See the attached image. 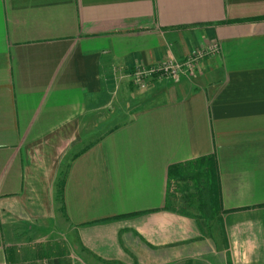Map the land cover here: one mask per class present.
Returning a JSON list of instances; mask_svg holds the SVG:
<instances>
[{
    "label": "crops",
    "instance_id": "1",
    "mask_svg": "<svg viewBox=\"0 0 264 264\" xmlns=\"http://www.w3.org/2000/svg\"><path fill=\"white\" fill-rule=\"evenodd\" d=\"M209 155L203 215L178 183ZM57 214L87 262L264 264V0H0V264L44 259Z\"/></svg>",
    "mask_w": 264,
    "mask_h": 264
},
{
    "label": "trees",
    "instance_id": "2",
    "mask_svg": "<svg viewBox=\"0 0 264 264\" xmlns=\"http://www.w3.org/2000/svg\"><path fill=\"white\" fill-rule=\"evenodd\" d=\"M181 178L191 181L197 187V199L199 200L200 211L203 215H207L210 207V197L215 196L218 198L220 195L215 157L213 155L203 156L183 164L181 166ZM63 182L64 179L60 178L59 188L57 189L59 201H62ZM41 260L32 264H47ZM49 264H61V261L53 258L51 261L49 260Z\"/></svg>",
    "mask_w": 264,
    "mask_h": 264
},
{
    "label": "built area",
    "instance_id": "3",
    "mask_svg": "<svg viewBox=\"0 0 264 264\" xmlns=\"http://www.w3.org/2000/svg\"><path fill=\"white\" fill-rule=\"evenodd\" d=\"M218 51V46L213 44L190 52L182 60L167 59L150 66H137L131 72L130 80L137 89H145L153 77L176 79L199 70L201 60Z\"/></svg>",
    "mask_w": 264,
    "mask_h": 264
},
{
    "label": "rangeland",
    "instance_id": "4",
    "mask_svg": "<svg viewBox=\"0 0 264 264\" xmlns=\"http://www.w3.org/2000/svg\"><path fill=\"white\" fill-rule=\"evenodd\" d=\"M178 187H180L179 191H181V197L183 200L189 201L192 204H198L199 200L197 199V187H195L191 181L181 178L180 183H178ZM55 201L60 205L57 191H55ZM60 221L61 215L57 214L54 220L55 223L53 230L48 235V240L45 243V247H41V250L39 248L40 252H43V255L45 256L41 261L49 264L50 258L58 256L61 264H98L92 259L90 262L79 259L72 248L70 249L68 244L64 243L62 238L63 235L61 234V228H59L57 225V223Z\"/></svg>",
    "mask_w": 264,
    "mask_h": 264
}]
</instances>
